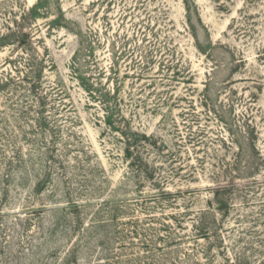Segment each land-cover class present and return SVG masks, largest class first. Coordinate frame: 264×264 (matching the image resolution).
<instances>
[{
	"label": "rangeland",
	"instance_id": "rangeland-1",
	"mask_svg": "<svg viewBox=\"0 0 264 264\" xmlns=\"http://www.w3.org/2000/svg\"><path fill=\"white\" fill-rule=\"evenodd\" d=\"M0 264H264V0H0Z\"/></svg>",
	"mask_w": 264,
	"mask_h": 264
}]
</instances>
